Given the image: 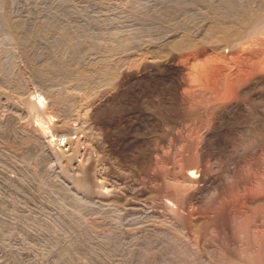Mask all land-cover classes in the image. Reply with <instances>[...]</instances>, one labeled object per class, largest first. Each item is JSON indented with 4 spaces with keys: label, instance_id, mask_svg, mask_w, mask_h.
Listing matches in <instances>:
<instances>
[{
    "label": "rangeland",
    "instance_id": "1",
    "mask_svg": "<svg viewBox=\"0 0 264 264\" xmlns=\"http://www.w3.org/2000/svg\"><path fill=\"white\" fill-rule=\"evenodd\" d=\"M223 1L0 0V264H264V40Z\"/></svg>",
    "mask_w": 264,
    "mask_h": 264
},
{
    "label": "bare ground",
    "instance_id": "2",
    "mask_svg": "<svg viewBox=\"0 0 264 264\" xmlns=\"http://www.w3.org/2000/svg\"><path fill=\"white\" fill-rule=\"evenodd\" d=\"M237 2H238V0H237ZM249 3V2H248ZM223 8H225L228 12H229V15L231 14V13H237V14H239V16H240V18H238V21H240V24H241V22L242 23H246L247 25H248V27H249V29H250V31L249 30H247L246 32H244L245 34V36L248 38L247 39V42L249 43V44H252L253 42H254V40H259V39H263L264 40V27H262L261 28V30H259L258 28H257V25H258V23L260 24V23H262L263 25H264V19L262 20V22H258V23H255L254 21H252V19H251V17H250V15H249V9H248V5L247 6H245L244 8H242L241 9V7H242V5L241 4H239V3H235V2H233V0H225V1H223ZM241 5L240 7H239V5ZM237 5H238V7H239V10L240 11H238L237 9H238V7H237ZM245 5H246V3H245ZM238 12H237V11ZM226 12V11H225ZM225 14V13H224ZM227 14V13H226ZM236 14V15H237ZM235 15V16H236ZM238 16V17H239ZM234 17V16H233ZM236 20H237V17H236ZM250 23V24H249ZM235 31V30H234ZM16 32V31H15ZM232 33H228V31H227V33L225 34V36L227 37V38H229V36L231 35ZM62 35V34H61ZM61 37H63V39H64V36H61ZM70 39V37L68 38V39H66L67 41ZM72 39V38H71ZM235 39V38H234ZM233 39V40H234ZM62 40V39H61ZM66 40H65V42H66ZM240 40V39H239ZM238 41V40H237ZM260 41V40H259ZM70 42V41H69ZM71 42H72V40H71ZM238 43V42H237ZM237 43H235L236 44V48L237 47H239V48H241V45L240 46H237ZM243 43H245V42H243ZM264 43V42H263ZM177 44V43H176ZM231 44V43H230ZM234 44V43H233ZM232 44V45H233ZM241 44H242V42H241ZM249 44H248V46H249ZM264 45V44H263ZM257 49V48H256ZM260 49H262V48H260ZM240 50V49H239ZM238 50V51H239ZM245 50V49H244ZM249 50V49H248ZM261 52V51H260ZM259 51L257 52V53H259L260 55H261V58L264 60V54L262 55L261 53H260ZM264 53V52H263ZM258 54V55H259ZM215 55V54H214ZM259 55V56H260ZM256 56V54H254V57ZM245 57H247V56H245ZM233 58V57H232ZM218 59V58H217ZM247 60V59H246ZM263 60H260V61H263ZM229 61V60H228ZM234 61V60H233ZM59 62V61H58ZM237 62V61H236ZM260 63V62H259ZM262 63H264V62H262ZM200 64V63H199ZM261 64V63H260ZM57 65V64H56ZM205 65V64H204ZM204 65H203V68L205 69V67H204ZM222 65V64H221ZM261 66V65H260ZM259 66V67H260ZM263 66V65H262ZM264 68V67H263ZM196 70V69H195ZM255 70V69H254ZM209 71V70H208ZM41 72V71H40ZM209 73H210V71H209ZM110 74V73H109ZM191 74V73H190ZM205 74V73H204ZM259 74H260V72H259ZM42 75V74H41ZM199 75V74H198ZM241 75V74H240ZM194 76H195V78L197 77V74H194ZM193 76V77H194ZM201 76H203V75H201ZM246 76V75H245ZM49 77V76H48ZM119 77V76H118ZM213 77V76H212ZM263 77V76H262ZM188 78H190V77H188ZM191 79V78H190ZM228 79H230V78H228ZM244 79H245V77H244ZM82 80V79H81ZM198 80V79H197ZM203 80V79H202ZM225 80H227V79H225ZM241 80V79H240ZM196 81V80H195ZM210 82V81H209ZM226 82V81H225ZM237 82H238V84H239V81H237L236 79H235V81H232V82H230L229 83V85H230V87L231 88H236L235 87V84H237ZM244 82V81H243ZM219 83H221V82H219ZM227 83V82H226ZM246 83V82H245ZM195 84V83H194ZM212 84H213V82H212ZM222 84V83H221ZM223 85V84H222ZM221 85V86H222ZM228 85V86H229ZM219 86H220V84H219ZM243 86V85H242ZM215 88V87H214ZM224 88V87H223ZM234 88H233V91H234ZM216 90V89H215ZM225 90V89H224ZM231 90V89H230ZM237 90V89H236ZM204 92H206V91H204ZM219 92V91H218ZM220 92H221V90H220ZM197 94V93H196ZM211 94V93H210ZM224 94V93H223ZM214 95V94H213ZM212 95V96H213ZM218 95V94H217ZM236 95V94H235ZM197 96V95H196ZM225 96V95H224ZM200 97V96H199ZM196 98V97H195ZM202 98V97H201ZM219 98V97H218ZM216 100H217V98H216ZM214 101V100H213ZM215 102V101H214ZM221 102V101H220ZM36 126V125H35ZM13 127V126H12ZM60 128V127H59ZM64 129V128H63ZM57 130V129H56ZM17 137V136H16ZM15 137V138H16ZM31 151V150H30ZM86 152V151H85ZM24 156V155H23ZM89 157V156H88ZM72 158V157H71ZM191 169V168H190ZM187 170L186 171V176L187 177H189V178H193L194 177V175H195V169L194 170ZM60 170V169H59ZM80 177V176H79ZM78 178V177H77ZM77 180V181H76ZM75 181H76V185L77 186H79V188L80 189H82V190H85V191H88L89 190V187H90V181H89V178L88 177H82V178H79V179H75ZM193 181V180H192ZM258 184V183H257ZM252 185V184H251ZM259 188V187H258ZM256 189V188H255ZM101 192H102V190H101ZM255 192V191H254ZM221 260V259H220ZM231 262H233V261H231ZM226 264V263H225Z\"/></svg>",
    "mask_w": 264,
    "mask_h": 264
}]
</instances>
